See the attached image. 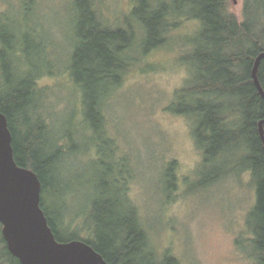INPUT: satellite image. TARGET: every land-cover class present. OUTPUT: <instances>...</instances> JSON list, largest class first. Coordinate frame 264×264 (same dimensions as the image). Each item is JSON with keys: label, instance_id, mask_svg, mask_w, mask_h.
Wrapping results in <instances>:
<instances>
[{"label": "rangeland", "instance_id": "obj_1", "mask_svg": "<svg viewBox=\"0 0 264 264\" xmlns=\"http://www.w3.org/2000/svg\"><path fill=\"white\" fill-rule=\"evenodd\" d=\"M163 1L170 5L175 23L166 44L147 54L142 43L133 48L134 63L122 84L110 92L100 137L92 139L96 135L92 129L86 131V138L81 126L65 119L79 99L69 69L80 17L75 0H0V50L18 45L17 59L24 60L26 68L39 72L51 65L53 71L39 81L47 88L45 103L52 109V136L67 139L69 155L62 162V171L72 191L62 200L49 197L48 205L53 211L64 210L65 221L71 225L64 237H70L80 224L97 230L95 216L88 218L87 213L101 201L108 217L112 208L107 200L112 201L117 188L105 184L109 180L103 177L106 173L108 178L120 180L119 187L136 207L156 254L153 259L146 251L132 264L161 262L169 254L179 264H251L236 239L242 232L251 235L246 221L256 204L253 174L240 165L229 170L223 163L227 171L214 178L217 170L206 168L207 156L196 142V120L176 112L179 90L195 73L190 56L203 45V23L193 16L196 7L153 0ZM227 1L229 10L244 20L247 0H238L237 5ZM255 2L263 11L264 0ZM94 3L109 25L119 26L124 25L123 19L129 20L136 1ZM90 6L91 0H86L84 8ZM4 82L6 76L1 74L0 87ZM122 204L131 213L127 201ZM106 216L110 232L109 222L117 219Z\"/></svg>", "mask_w": 264, "mask_h": 264}, {"label": "trees", "instance_id": "obj_2", "mask_svg": "<svg viewBox=\"0 0 264 264\" xmlns=\"http://www.w3.org/2000/svg\"><path fill=\"white\" fill-rule=\"evenodd\" d=\"M135 1L129 20L123 19L121 23L124 25L119 26L107 23L94 0H91L90 8H84L86 0L74 2L80 17L69 69L79 99L65 119L74 126H81L86 138V131L90 129L96 132L92 139L100 137L101 125L106 120L104 107L110 92L122 84L124 75L134 63L130 56L133 48L142 43L144 54H147L166 44L167 35L175 26L167 1ZM255 1H246L245 19L241 21L229 10L227 0H173L175 6L186 4L196 7L193 16L204 26L203 45L190 56L196 65L195 73L188 80V85L179 90L176 112L196 120V142L207 156L209 166L206 168L214 166L217 170L214 178L227 171L222 168L223 163L229 170L240 165L242 170L252 172L256 204L246 221L251 235L245 236L242 232L236 244L251 264H264V144L258 125L264 118V97L252 76L255 60L264 51V9L262 11ZM156 37L159 39L155 40ZM18 47L9 44L0 50V75L6 76V82L0 87V111L8 117L17 163L33 169L42 182L41 204L57 239L84 240L110 264H132L134 258L146 254V251L149 253L147 256L155 259L156 254L136 207L119 187L120 180L111 175L108 178L106 173L103 177L109 180L105 184L117 187L110 199L112 201L107 200L111 213L107 217L102 212L103 204L97 201L87 213L88 218L95 216L97 230L80 224L75 226L70 237L63 236L71 225L65 221L64 210L53 211L50 208L48 198L62 200L67 191H72L67 174L62 171V162L69 155V147L64 136L59 139L53 137L52 109L45 103L47 88L39 81L53 71L51 65L39 72L26 68L24 60L17 59ZM258 75L264 88V58ZM171 173L174 177L173 168ZM125 200L131 213L122 204ZM105 216L108 220L112 217L117 219L109 222L110 232ZM104 224L106 229L101 230ZM2 227L0 222V264H22L8 249ZM153 264L179 262L169 254L161 262L157 259Z\"/></svg>", "mask_w": 264, "mask_h": 264}, {"label": "water", "instance_id": "obj_3", "mask_svg": "<svg viewBox=\"0 0 264 264\" xmlns=\"http://www.w3.org/2000/svg\"><path fill=\"white\" fill-rule=\"evenodd\" d=\"M264 51L252 70L253 80L264 97L258 70ZM264 144V118L259 123ZM42 182L31 168L14 156L8 117L0 111V222L8 249L22 264H110L84 240L57 239L41 204Z\"/></svg>", "mask_w": 264, "mask_h": 264}, {"label": "flooded vegetation", "instance_id": "obj_4", "mask_svg": "<svg viewBox=\"0 0 264 264\" xmlns=\"http://www.w3.org/2000/svg\"><path fill=\"white\" fill-rule=\"evenodd\" d=\"M233 2H234V4H238L239 2H238V0H233Z\"/></svg>", "mask_w": 264, "mask_h": 264}]
</instances>
